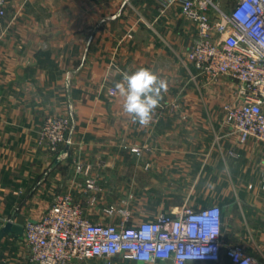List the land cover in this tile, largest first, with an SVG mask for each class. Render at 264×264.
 I'll use <instances>...</instances> for the list:
<instances>
[{
    "label": "crops",
    "instance_id": "crops-1",
    "mask_svg": "<svg viewBox=\"0 0 264 264\" xmlns=\"http://www.w3.org/2000/svg\"><path fill=\"white\" fill-rule=\"evenodd\" d=\"M196 37L178 1L7 0L0 19V228L39 221L61 195L93 223L121 222L104 209L126 200L128 226L183 207L219 206L222 248L237 245L264 263V146L254 138L240 143L223 105L205 103L203 79L186 56ZM140 67L168 85L147 127L131 121L115 90L123 72ZM48 116H72L56 150L39 142ZM159 174L193 178L157 200L145 192ZM88 177L95 189L86 188ZM128 192L138 194L128 199ZM0 264H32L23 233L0 240ZM69 264L171 262L117 254Z\"/></svg>",
    "mask_w": 264,
    "mask_h": 264
},
{
    "label": "built area",
    "instance_id": "built-area-1",
    "mask_svg": "<svg viewBox=\"0 0 264 264\" xmlns=\"http://www.w3.org/2000/svg\"><path fill=\"white\" fill-rule=\"evenodd\" d=\"M178 1L181 12L196 26L197 37L187 59L207 84L227 79L235 83L233 97L222 106L225 123L240 143L254 138L264 146V0H162ZM7 0H0V19ZM227 3V4H226ZM223 5H230L226 10ZM70 116H48L39 142L56 150L68 137ZM132 152L140 155V149ZM82 167H78L80 169ZM85 175L88 168L83 169ZM94 189V181L86 179ZM130 195L128 199H131ZM109 206L121 222L93 223L68 195L57 196L39 221L23 226L25 243L34 264H69L95 257L124 254L136 261H170L228 264H264L237 245L222 248L221 208L183 207L175 214L160 213L154 220L128 226L125 206Z\"/></svg>",
    "mask_w": 264,
    "mask_h": 264
},
{
    "label": "clouds",
    "instance_id": "clouds-1",
    "mask_svg": "<svg viewBox=\"0 0 264 264\" xmlns=\"http://www.w3.org/2000/svg\"><path fill=\"white\" fill-rule=\"evenodd\" d=\"M167 88V81L148 67L123 72L122 80L115 83V90L123 101V111L133 123L143 127L151 123Z\"/></svg>",
    "mask_w": 264,
    "mask_h": 264
},
{
    "label": "rangeland",
    "instance_id": "rangeland-1",
    "mask_svg": "<svg viewBox=\"0 0 264 264\" xmlns=\"http://www.w3.org/2000/svg\"><path fill=\"white\" fill-rule=\"evenodd\" d=\"M223 6L227 10L230 5H223ZM202 82L205 86V88H204L205 89V103L208 105L209 104H219L220 106H222L230 98L228 93L232 94L231 92H233L235 89V83H233L229 80H226L224 82H220V85H218L219 82H217L218 84L217 83L207 84V83H205L204 80H202ZM170 105L172 106V108H176L177 103L173 102ZM70 117H72V116H70ZM133 148H138V147H132L130 149L131 152H132ZM145 167L147 168L148 165H145ZM192 178H193L192 176L191 177H185V176H181V175L170 176L168 174H159L157 176H154L151 179V181H149V185H150V188L152 191L145 192V194L148 196H152L158 200V198H162L164 196L165 191L167 189H170L171 187H176V186L180 187V186L191 185V183L188 182V179L191 180ZM94 185H95V182H94ZM89 190H91V189H89ZM136 194H138V193L128 192V193H126V197L128 198L131 195L133 198V196H136ZM110 206H115V205L112 204ZM32 264H34V263L32 262Z\"/></svg>",
    "mask_w": 264,
    "mask_h": 264
},
{
    "label": "water",
    "instance_id": "water-1",
    "mask_svg": "<svg viewBox=\"0 0 264 264\" xmlns=\"http://www.w3.org/2000/svg\"><path fill=\"white\" fill-rule=\"evenodd\" d=\"M23 227L14 224L12 221H7L1 228H0V240L8 234H15V235H22Z\"/></svg>",
    "mask_w": 264,
    "mask_h": 264
}]
</instances>
